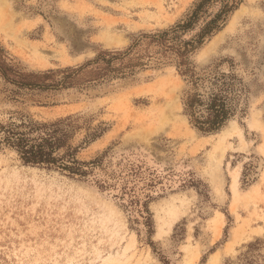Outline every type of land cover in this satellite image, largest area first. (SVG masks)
<instances>
[{
  "label": "rangeland",
  "instance_id": "obj_1",
  "mask_svg": "<svg viewBox=\"0 0 264 264\" xmlns=\"http://www.w3.org/2000/svg\"><path fill=\"white\" fill-rule=\"evenodd\" d=\"M197 1L0 0V45L23 73L78 68L170 29ZM190 60L237 79L235 115L217 133L191 126L190 86L146 39L70 87L19 89L0 77V124L74 117L73 146L105 129L78 154L83 177L24 165L0 145V264H187L189 252L198 264L213 254L216 264H264V0H243ZM170 208L179 218L169 231Z\"/></svg>",
  "mask_w": 264,
  "mask_h": 264
},
{
  "label": "trees",
  "instance_id": "obj_2",
  "mask_svg": "<svg viewBox=\"0 0 264 264\" xmlns=\"http://www.w3.org/2000/svg\"><path fill=\"white\" fill-rule=\"evenodd\" d=\"M242 2L243 0H198L185 18L170 29L156 34H144L128 50L102 53L96 60L78 68L23 73L11 64L7 51L0 45V77L19 89L70 87L73 82L69 80H75L92 63L104 62L109 65L116 59H124L142 39H146L150 45L154 44L159 50L172 54L179 73L190 86L184 97V113L191 126L204 134L217 133L235 115L234 102L240 98V93L236 94L237 79L234 75L228 76L225 73L217 75L198 72L190 55L224 28L229 16ZM216 3H220L221 8L216 13H210L209 7ZM191 32H196L192 38L183 39ZM58 73L64 76L52 80ZM49 80H52V84L48 83ZM77 128L74 117L39 122L22 116L19 122L0 124V145L16 151L24 165L56 169L83 177L87 174L85 167L88 163L80 161L78 154L102 137L105 129L99 126L90 131L80 145L73 146L71 141Z\"/></svg>",
  "mask_w": 264,
  "mask_h": 264
},
{
  "label": "bare ground",
  "instance_id": "obj_3",
  "mask_svg": "<svg viewBox=\"0 0 264 264\" xmlns=\"http://www.w3.org/2000/svg\"><path fill=\"white\" fill-rule=\"evenodd\" d=\"M232 123L234 124V129L235 130H240V135H242V129L237 125V123L235 121H232ZM227 130V129H226ZM226 130L222 131L225 132ZM239 178H240V173L239 171H236L234 170V176H233V183H232V187H233V190L238 193V186H239ZM214 182L217 186V191L220 195H223V182H222V179L221 178H215L214 179ZM225 195V194H224ZM236 196V195H235ZM240 196V195H239ZM238 201V200H237ZM168 213L172 218V220L170 221H164V224L163 225H166L168 226L169 228V231L172 230L175 222L178 220L179 216L176 215V211L174 208H170L168 210ZM220 216L223 217V214L220 213ZM162 232V226L159 228L158 230V234L160 235V233ZM157 234V233H156ZM157 234V235H158ZM190 251V250H189ZM194 251V250H193ZM196 251V250H195ZM190 253V252H189ZM187 255V258H186V262L187 264H198V261L200 260V257H201V254L200 252H192L191 254ZM217 260H218V257H217V254H213L211 260H210V264H216L217 263ZM185 262V263H186Z\"/></svg>",
  "mask_w": 264,
  "mask_h": 264
},
{
  "label": "crops",
  "instance_id": "obj_4",
  "mask_svg": "<svg viewBox=\"0 0 264 264\" xmlns=\"http://www.w3.org/2000/svg\"><path fill=\"white\" fill-rule=\"evenodd\" d=\"M247 160H248V161H250V159H247ZM231 169H232V170H233V169H235V166H232V168H231Z\"/></svg>",
  "mask_w": 264,
  "mask_h": 264
}]
</instances>
